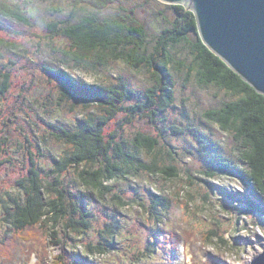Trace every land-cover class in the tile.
<instances>
[{
	"label": "trees",
	"instance_id": "1",
	"mask_svg": "<svg viewBox=\"0 0 264 264\" xmlns=\"http://www.w3.org/2000/svg\"><path fill=\"white\" fill-rule=\"evenodd\" d=\"M59 1L51 0L47 8L55 19L46 25L47 37L53 40L50 49L60 63L58 67L41 66L47 78L55 82L52 84L54 92L48 88L46 95L54 99L56 113L61 112L63 106L67 111L79 108L84 113L73 124L62 119L60 126L49 125L52 129L49 135L59 139L67 149L64 164L54 170V180L32 174L25 182L22 178L14 181V189L9 190L23 189V196L22 205L13 212H9L8 203L0 198V216L5 215L1 220L11 231V239L17 238L20 250L28 249L22 251L23 254L38 256V264H41L40 255H44L42 261L44 257L45 260L54 259L47 264H69L60 251L61 238L57 231L60 223L65 232H74L78 237L75 249L80 264H95L93 258L106 256L114 250L121 254L120 259L126 256L129 261L138 262L140 250L141 253L150 251L158 243L162 230L154 226L166 223L172 201L149 191L148 201L126 192L122 196L114 183L154 176H161L167 182L188 180L189 184H194L197 180L205 185L206 192L211 191H208L211 195L218 193L215 188H219L210 180L231 177L241 190L220 189V193L225 199L236 202L255 220V226L264 231V95L204 45L192 11L182 4L169 5L174 19L165 21L167 27L156 39H149L144 25L131 10L121 7L103 12L111 0H68L65 7ZM29 3L28 0H0V16L29 24L32 12ZM11 46L9 41L0 38V47ZM117 62L144 74V86L138 88L114 74L113 77H117L114 81L83 82L68 72V68L73 67L97 74ZM209 89L214 94L207 99L206 108L188 109L194 116L191 121L181 120L178 125L168 126L171 134L183 136L192 133L187 131L195 125L194 120L201 126L192 127L197 131L193 132L196 150L203 160L201 172L189 169L182 172L175 163L181 152L164 137L167 113L171 107H178L179 95H183L179 101L187 108L189 100L191 104L195 102L187 95ZM186 111L182 112L188 119ZM135 122L153 126L155 132L136 131L133 136L124 137V125L131 126ZM110 123L115 124L114 129L105 135L103 130ZM213 128L228 135L223 146L215 139ZM185 152L191 154L190 150ZM65 175L71 178L60 182ZM62 183L67 187H59ZM186 191L190 205L200 210L205 208ZM196 191L207 204L213 205L214 197ZM12 195L7 193L10 200H14ZM91 201L103 202L104 209V220L95 230V236L90 234L94 229L91 222L96 216L90 208ZM133 206L140 210L138 224L148 228L146 239L129 236L121 247L115 248V241L129 231L121 224L120 216L132 217L118 210ZM145 219L155 224L148 226ZM196 234L204 239L217 237L223 242L209 226ZM163 235L162 239L170 248L175 238L186 237L183 233L175 237L169 230ZM83 239L87 241L81 243ZM50 246L57 247L60 252L53 255ZM87 256L92 259L89 261Z\"/></svg>",
	"mask_w": 264,
	"mask_h": 264
},
{
	"label": "rangeland",
	"instance_id": "2",
	"mask_svg": "<svg viewBox=\"0 0 264 264\" xmlns=\"http://www.w3.org/2000/svg\"><path fill=\"white\" fill-rule=\"evenodd\" d=\"M50 1L28 0V3L30 2L28 6H32L29 24L18 23L0 16V24L3 27L0 30V38L6 42L9 41L12 45L9 48L0 47V198L1 201L5 200L8 203L9 212L15 211L17 206L22 205L20 200L23 196L21 193L23 189L9 190L12 187L14 189V181L22 178L21 181L25 182L32 174L38 178H49L52 181L56 177L54 172L56 167L64 164L66 156L64 153L67 149L59 139L49 135L48 132H52L49 125L60 126L62 119L73 124L84 113V110L79 108H75L74 111H67L64 106L61 112L56 113L53 108L54 99L46 95L49 89L54 92V85L52 84L55 82L47 78L41 66L58 67L60 63L57 61L59 58L50 49V43L53 40L50 41L47 37L46 25L48 22L55 21L47 9ZM111 1L103 12H113L121 7L127 11L131 10L144 25L149 39H156L163 28L167 27L165 21H172L175 17L171 9L168 8L172 4L160 0ZM59 3L65 7L69 2L68 0H60ZM182 5L189 10L188 2ZM68 70L70 74L83 82L114 81L117 77L113 76L116 75L127 79L138 88L144 86V74L136 73L122 62L113 63L108 69L97 71V74L73 67L68 68ZM5 74L6 77L2 76ZM187 92H190V89ZM195 93H190L192 96L187 95L193 102L195 101L194 104H191L192 101L189 100V107L187 108H183L186 105L183 104L182 106L179 101L183 95H179V98L177 97L178 107L170 108L167 113L168 121L164 123L167 131L164 133L166 142L181 152L175 163L182 172L185 169L201 172L203 160L200 159L196 150L194 133L197 131H193L192 128L195 126L200 128L201 126L194 120L192 123L195 125H192L191 129L187 131L189 133L192 131V133L187 134V136L171 134L168 126L178 125L181 120L184 122L191 121L194 116L189 110L191 108L197 110L206 108L208 106L207 99L212 98L214 91L209 89L202 93L198 91ZM48 98L50 99L47 102L46 99ZM184 109H187L188 119L182 112ZM157 125L161 126V124ZM114 126L115 124L110 123L103 130V133L108 134L114 129ZM145 130L150 133L155 132L153 126L143 122H135L131 126L124 125L122 134L124 137H131L134 132ZM213 133L215 139L222 142L223 146L227 134L216 128H213ZM185 150H190L191 154L183 153ZM225 150L228 151L226 148ZM68 178H71V175H65V178H62L60 182H65ZM215 180L209 181L219 188V190L215 188L218 193L215 192L214 195H211L209 190L206 192L205 185L197 180L194 184H189L188 180L167 182L161 176H154L115 182V188L122 192V196L126 192L128 195L146 198L149 191L155 195L160 194L169 197L172 206L168 211L166 223L154 226V228L162 230L159 232L158 243L150 248V251L142 252L143 254L140 250L138 262L133 263L126 256L120 259L121 254L118 255L114 250L106 256L93 258L95 264H262L264 260V231L255 226V220L243 212L236 202L225 199L220 193V189L238 192L241 187L231 177L223 176ZM65 184L62 183V186L59 185V187H67ZM186 190L193 194L194 201L200 206H205V208L200 210L196 206L190 205L187 195H185ZM196 190L208 193L209 198L214 197L212 199L213 205L207 204L208 201L199 197ZM19 191L21 195L18 193ZM8 192L13 194L11 197H14V200L7 197ZM78 193L81 194L82 192L79 190ZM85 194L88 195V193ZM51 197L53 196L51 195ZM90 203L91 210L96 214L91 222V227L94 229L90 231V234L95 236V230L100 227L102 220H104V213H102L104 209L101 206L103 202L91 201ZM118 211L122 214L129 213L132 217L120 216L121 224L125 226V230L128 229L129 231L126 234L123 233L119 240L115 241L114 247H121L124 239L129 236L132 239L136 237L137 239L140 238L139 240H145L148 228L138 224L140 210L133 206L127 210ZM4 216H0V239L3 236L0 241V264H38V256L35 258L24 255L22 251L28 249L20 250V244H17L16 241L17 238L11 239V231L1 220ZM147 222L148 226L155 224L151 221ZM171 225L175 227L171 228ZM208 226L210 230L217 232V236L222 238L223 242H220L217 237L204 239L196 234L200 230L204 231ZM168 230L174 232L175 237L176 235L179 236L180 233L185 234L186 237L179 236V240L175 238L176 242L170 248L162 239L163 233H167ZM57 231L61 238L60 251H62L64 258L66 256L65 259L69 260V264H80V259L76 257L75 244L78 245L76 233L65 232L60 223L57 226ZM86 241L87 239H83L81 243ZM49 248L53 255L60 252L57 247L50 246ZM3 249H7V251L4 252ZM153 250L155 251L153 252ZM40 256L41 264L43 262L47 264V262L54 260L52 257L45 260L44 257V261H42L44 255ZM87 259L92 258L87 256Z\"/></svg>",
	"mask_w": 264,
	"mask_h": 264
},
{
	"label": "water",
	"instance_id": "3",
	"mask_svg": "<svg viewBox=\"0 0 264 264\" xmlns=\"http://www.w3.org/2000/svg\"><path fill=\"white\" fill-rule=\"evenodd\" d=\"M160 1L188 2L206 47L264 95V0Z\"/></svg>",
	"mask_w": 264,
	"mask_h": 264
},
{
	"label": "bare ground",
	"instance_id": "4",
	"mask_svg": "<svg viewBox=\"0 0 264 264\" xmlns=\"http://www.w3.org/2000/svg\"><path fill=\"white\" fill-rule=\"evenodd\" d=\"M200 37V36H199ZM201 39V38H200ZM205 45V44H204ZM206 46V45H205ZM212 52V51H211ZM164 236V235H163Z\"/></svg>",
	"mask_w": 264,
	"mask_h": 264
}]
</instances>
